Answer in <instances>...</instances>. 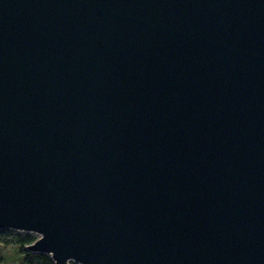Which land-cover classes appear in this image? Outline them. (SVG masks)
<instances>
[{
	"label": "water",
	"instance_id": "water-1",
	"mask_svg": "<svg viewBox=\"0 0 264 264\" xmlns=\"http://www.w3.org/2000/svg\"><path fill=\"white\" fill-rule=\"evenodd\" d=\"M55 264H264V0H0V230Z\"/></svg>",
	"mask_w": 264,
	"mask_h": 264
},
{
	"label": "rangeland",
	"instance_id": "rangeland-1",
	"mask_svg": "<svg viewBox=\"0 0 264 264\" xmlns=\"http://www.w3.org/2000/svg\"><path fill=\"white\" fill-rule=\"evenodd\" d=\"M26 235L34 236L36 240L39 237L35 233H25L11 229L0 230V264H27V256L22 252L21 246L13 244L18 237ZM7 241L10 243L8 244Z\"/></svg>",
	"mask_w": 264,
	"mask_h": 264
},
{
	"label": "trees",
	"instance_id": "trees-1",
	"mask_svg": "<svg viewBox=\"0 0 264 264\" xmlns=\"http://www.w3.org/2000/svg\"><path fill=\"white\" fill-rule=\"evenodd\" d=\"M36 238L32 235H26L23 237H18L13 244H18L21 246L22 252L27 256V264H55L50 255L44 254H33L26 250L28 244L34 242ZM9 244L10 242L7 241Z\"/></svg>",
	"mask_w": 264,
	"mask_h": 264
}]
</instances>
